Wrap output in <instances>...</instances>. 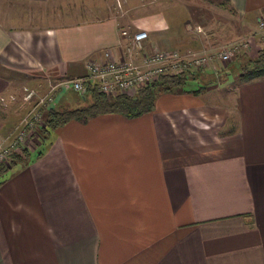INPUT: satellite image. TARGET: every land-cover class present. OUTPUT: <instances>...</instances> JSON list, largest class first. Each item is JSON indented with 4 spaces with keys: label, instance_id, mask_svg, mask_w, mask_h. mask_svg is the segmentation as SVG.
I'll return each instance as SVG.
<instances>
[{
    "label": "crops",
    "instance_id": "1",
    "mask_svg": "<svg viewBox=\"0 0 264 264\" xmlns=\"http://www.w3.org/2000/svg\"><path fill=\"white\" fill-rule=\"evenodd\" d=\"M209 3L220 7L217 26L186 30L206 22L186 5L176 19L151 0H0L3 107L21 85L84 76L120 29H144L146 44L164 49L245 38L231 67L264 45L254 26L264 0ZM173 20L183 30H169ZM217 64L148 113L34 135L26 163L0 175V264H264V77L241 83ZM233 82L235 93L222 92ZM67 91L51 107L84 104L85 93Z\"/></svg>",
    "mask_w": 264,
    "mask_h": 264
},
{
    "label": "built area",
    "instance_id": "2",
    "mask_svg": "<svg viewBox=\"0 0 264 264\" xmlns=\"http://www.w3.org/2000/svg\"><path fill=\"white\" fill-rule=\"evenodd\" d=\"M255 23L264 42V12L256 18ZM119 36L121 39L115 44L116 54L106 48L100 59H87L84 63V76L62 79L57 83L47 81V90L42 93L37 90V86L21 88L20 101L29 107L0 137V164L10 166L13 155H21L24 149L27 150L31 138L39 135L44 124L43 112L54 103L53 93L56 90L70 88L83 94L88 86H94L107 97L117 94L132 95L160 76L193 73L217 63L224 65L248 47L247 40L240 38L212 48L164 49L147 45V32L143 29H121ZM10 99L13 101L16 98L11 95Z\"/></svg>",
    "mask_w": 264,
    "mask_h": 264
},
{
    "label": "trees",
    "instance_id": "3",
    "mask_svg": "<svg viewBox=\"0 0 264 264\" xmlns=\"http://www.w3.org/2000/svg\"><path fill=\"white\" fill-rule=\"evenodd\" d=\"M234 68L240 70L236 79L241 83L264 77V45L257 49L253 56L242 55V60L237 62ZM193 76L194 73L190 72L160 76L148 85L137 89L132 95L117 94L111 97L101 94L94 86H88L85 94L81 96L84 99V104L81 106L74 108L50 106L47 108L43 112L44 124L40 128V133L41 135L49 133L67 121L82 122L97 114L116 113L126 118H132L148 113L153 109L158 95L173 92L175 89L184 86ZM28 154L29 152L24 149L21 155H13L10 166L0 164V175L16 163H26Z\"/></svg>",
    "mask_w": 264,
    "mask_h": 264
},
{
    "label": "rangeland",
    "instance_id": "4",
    "mask_svg": "<svg viewBox=\"0 0 264 264\" xmlns=\"http://www.w3.org/2000/svg\"><path fill=\"white\" fill-rule=\"evenodd\" d=\"M151 1H152V5L150 6V8L151 7L153 9H157L158 8L159 10H161L166 15V17H168V13L172 12V13L176 14L175 15L176 19L177 18H181L182 19L183 14L185 12L183 11L184 9L181 8V5L182 6L186 5V6H188L189 13L190 14L192 13L194 15V18H195L194 21L195 22L198 21V23L201 24V22L206 21V22L202 23V24H204L203 29L202 28L199 29L196 26L192 27L191 21L189 23L186 22V23H188V27H187V24H186V27H185L186 30H195V29L196 30H205L207 27L215 28L217 26V24H218V22L216 21L217 19L213 20L212 15L213 16L217 15V10L220 7H218V6H216V5L212 4V3H209L210 0H151ZM214 1H220V0H214ZM177 6H179V7H177ZM193 6H195V7H193ZM162 12H160V13H162ZM221 14L227 20L230 19L229 15L226 14L225 12H222ZM187 17H188V15H187ZM183 23L184 22H181V20H180V22H177V20H173L172 23L170 24V29L169 30H183ZM254 26H255V22H254ZM129 31H135V30H129ZM118 33H119V30H118ZM147 38H148V36H147ZM146 42H147V40H146ZM230 42H232V41H230ZM201 47H203V46H200L198 48H193L192 50H198ZM107 48L110 49L112 53L116 54L115 46L107 47ZM227 63H225V64H227V66H228V70H229L228 74H230L232 76L234 75V77H235L237 75V73H239L240 70L238 68H234L235 65L233 67H231V60L229 62H227ZM217 65L218 66H216V68H217L218 71H220L219 72V75H220V73H222L221 70L223 69L224 65H222V66L219 65V64H217ZM196 72L197 71H195L193 73H196ZM75 78H78V77H75ZM65 79H70V78H65ZM60 80H62V79H60ZM60 80H56L55 83H57ZM237 85L238 84H236L234 82L230 83V84H228V86L225 89L222 90V92H224L225 94L228 93L229 96H230L231 94L235 93L234 91H235ZM23 86H28V85H21L20 86V88L18 90V93H17V96H16V97L19 98V100L15 99L13 101H10L11 103H13L12 105H6L5 107H3L4 104L1 103L2 101H0V104H1V106L3 108V109H1L2 110L1 112H4L3 115H4V123L5 124H4V128H3V131H2L3 134H5L10 129L12 124L15 123L17 121V119L20 118L24 114L25 110L29 107L28 104H27V106H24L23 104H19L20 96H21V88ZM37 90L42 93V92H45L47 90V87H46V89H41L40 87L37 86ZM66 93H68L69 96H71L70 88H68V91ZM9 100H11V99L9 98ZM80 100H81V101H79L80 103H82L84 101L82 99H80ZM20 102H22V101H20ZM70 105L71 106H75L74 104H69V106ZM80 105H82V104H80ZM8 110H10V111H8ZM39 132H40V130H39Z\"/></svg>",
    "mask_w": 264,
    "mask_h": 264
}]
</instances>
